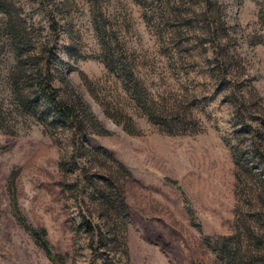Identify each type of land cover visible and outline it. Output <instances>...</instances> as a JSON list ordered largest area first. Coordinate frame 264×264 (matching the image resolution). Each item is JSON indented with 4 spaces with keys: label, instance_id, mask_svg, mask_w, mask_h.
Instances as JSON below:
<instances>
[{
    "label": "rangeland",
    "instance_id": "obj_1",
    "mask_svg": "<svg viewBox=\"0 0 264 264\" xmlns=\"http://www.w3.org/2000/svg\"><path fill=\"white\" fill-rule=\"evenodd\" d=\"M43 50L76 138L38 87ZM253 132L264 154V0H0V264H51L11 188L66 264H221L210 239L264 264Z\"/></svg>",
    "mask_w": 264,
    "mask_h": 264
},
{
    "label": "trees",
    "instance_id": "obj_2",
    "mask_svg": "<svg viewBox=\"0 0 264 264\" xmlns=\"http://www.w3.org/2000/svg\"><path fill=\"white\" fill-rule=\"evenodd\" d=\"M11 25V24H10ZM9 22L7 23V35H8V41L9 45L13 48V51L15 52V55H19V45L21 43L23 44V38L19 31L16 29H13V26L10 27ZM42 56L45 57L43 59H40L39 65L36 71L37 75V82L38 87L42 91V94L44 98L46 99L47 104L49 105V109L52 113L51 121L56 124H68L71 127L72 135L74 138H76L79 134V132L82 130L81 128V122L82 120H74L72 114H71V108L68 106L67 102L63 99H58L56 97V92L53 88V86L50 84V75H49V58L52 57V52L50 50H43ZM102 62L109 70L114 71L116 75L123 81L127 80V72L125 71V67L118 66L115 68V66L112 63L111 58H108L107 56H104L102 58ZM128 91L129 88L126 87ZM35 104L32 103L29 105L27 104V109L30 107H33ZM93 121L92 115L89 113L84 114L83 122L84 123H91ZM51 122V123H52ZM46 127L47 125L44 124ZM256 134L252 133V158L254 159L255 164H258L259 162H264V154L261 151L257 140H256ZM236 164L238 162L236 161ZM169 181L174 187H176L180 193L183 195L184 199V207L187 211L188 217L192 222L194 221V212L192 207L190 206L188 199L186 198L184 192L180 188L179 184L174 180H167ZM11 195L10 199V212L12 218L15 220V222L20 226L25 233L30 237L32 242L42 251L46 259L51 264H66L64 257L61 253L55 252L50 248V245L48 241L46 240L44 236V232L42 230H38L37 228L33 227L26 217L20 212L19 208L17 207V204L15 202V199L13 197V188L9 191ZM208 247L214 252L216 258L221 262V264H230V261L232 257L229 254V251L225 244H217L213 240L207 241Z\"/></svg>",
    "mask_w": 264,
    "mask_h": 264
}]
</instances>
